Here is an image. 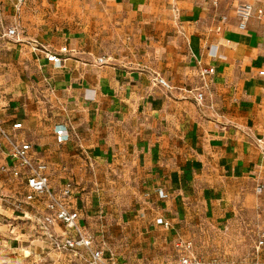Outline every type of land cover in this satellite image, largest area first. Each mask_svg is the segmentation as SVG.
Returning <instances> with one entry per match:
<instances>
[{
  "label": "crops",
  "instance_id": "obj_1",
  "mask_svg": "<svg viewBox=\"0 0 264 264\" xmlns=\"http://www.w3.org/2000/svg\"><path fill=\"white\" fill-rule=\"evenodd\" d=\"M213 1L24 0L17 11L0 0L2 125L48 165L55 192L72 184L77 224L113 264L174 263L184 227L230 220L264 185V20L240 30L235 1ZM3 165L0 264H85L51 246L73 231L39 229L45 204L25 201L5 144Z\"/></svg>",
  "mask_w": 264,
  "mask_h": 264
},
{
  "label": "built area",
  "instance_id": "obj_2",
  "mask_svg": "<svg viewBox=\"0 0 264 264\" xmlns=\"http://www.w3.org/2000/svg\"><path fill=\"white\" fill-rule=\"evenodd\" d=\"M234 13L238 19V28L245 30L247 23L252 17H257L260 20H264V8L254 7L246 0H234ZM24 0H17L15 8L18 11ZM7 36L16 35V28H8L6 31ZM61 53L68 52L67 47L60 49ZM48 61L53 63H60L62 59L53 53L47 52L45 54ZM103 58L98 59V63H102ZM209 73V69L201 68L200 75L203 77ZM260 76H264V70L259 72ZM154 82L162 87H169L168 83L159 75H156ZM196 101L200 103L202 101V93L196 94ZM13 129L21 128L20 123H15L12 126ZM54 134L57 142L61 143L69 138V134L63 125H59L55 128ZM7 146V156L16 162V166L13 167L11 173L15 177L20 175L24 177V185L26 188L25 201L30 202L33 200H43L46 214L35 217V221L39 225V229L49 234V227L55 224L63 225L74 232V235L65 236L62 238L52 237L51 246L57 252H68L76 256L85 264H113L110 260L103 256L100 249L94 247V239L90 234L85 233L81 227L77 224L78 212L70 208L66 199L71 195L72 184L67 182L58 191L55 192L49 184L48 180V165L44 162L36 161L31 152L32 147L29 143L18 142L12 138V136L5 130L0 119V149L3 145ZM2 171H6V166H1ZM264 185L257 184L255 186V192H261ZM158 194L163 196L162 190H158ZM156 223L161 224L163 228L168 229L170 223L164 221L161 218L156 219ZM175 248L179 251V257L174 263L165 264H200L201 262L192 254L189 249L190 243L183 241H177ZM264 248V231H260L257 234L255 243V249L258 251ZM253 264H264V259L258 255L254 259Z\"/></svg>",
  "mask_w": 264,
  "mask_h": 264
},
{
  "label": "rangeland",
  "instance_id": "obj_3",
  "mask_svg": "<svg viewBox=\"0 0 264 264\" xmlns=\"http://www.w3.org/2000/svg\"><path fill=\"white\" fill-rule=\"evenodd\" d=\"M260 3L264 5V0ZM226 6L227 14L232 6ZM212 7L220 8L219 1H213ZM257 28L258 34L264 36V28L259 24ZM260 47L264 48V42H260ZM7 219L0 214V229ZM260 231H264V188L259 193L255 192L252 204L242 206L233 218L224 223L212 225L199 220L184 227L182 240L191 244L189 252L200 264H253L257 255L264 258V248L258 253L255 249ZM174 258L176 262L177 256Z\"/></svg>",
  "mask_w": 264,
  "mask_h": 264
}]
</instances>
